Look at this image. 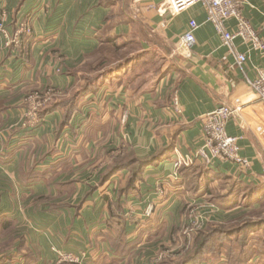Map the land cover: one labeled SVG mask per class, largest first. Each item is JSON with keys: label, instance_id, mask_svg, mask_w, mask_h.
I'll list each match as a JSON object with an SVG mask.
<instances>
[{"label": "crops", "instance_id": "obj_1", "mask_svg": "<svg viewBox=\"0 0 264 264\" xmlns=\"http://www.w3.org/2000/svg\"><path fill=\"white\" fill-rule=\"evenodd\" d=\"M239 1L242 16L264 40V0ZM4 13L10 34L23 23L30 24L31 34L18 46L26 52L23 60L0 33V264H59L65 255L82 264H167L164 256L173 259L161 246L183 224L199 223L201 231L211 224L244 223L264 206V195L249 206L243 197L232 201L234 195L223 206L215 202L232 185L264 191V149L254 128L264 122V104L249 86L264 69V54L238 38L235 47L247 56L238 66L202 4L173 15L165 0H0V20ZM192 20L200 27L188 59L176 49ZM226 25L234 31L237 21ZM108 40L136 47L128 56L142 58L133 74L111 62L106 68L117 72L76 102L62 131L63 109L29 126L24 97L51 87L56 95L51 105L70 99L90 77L84 67ZM152 55L164 72L158 80L150 70ZM175 96L179 115L172 107ZM232 96L245 104L226 130L239 139L249 169L196 161L183 167L197 168L180 172L176 159L205 145L203 119ZM104 148L123 149L117 160H130L107 180L110 166L95 167L96 160L106 161ZM138 160L153 162L136 179L132 168ZM193 170L214 179L197 184ZM197 236L187 237L186 247ZM120 237L130 248L125 253L113 245ZM260 246L254 264H264Z\"/></svg>", "mask_w": 264, "mask_h": 264}, {"label": "built area", "instance_id": "obj_2", "mask_svg": "<svg viewBox=\"0 0 264 264\" xmlns=\"http://www.w3.org/2000/svg\"><path fill=\"white\" fill-rule=\"evenodd\" d=\"M165 3L173 15L180 14L195 5L202 4L207 11L208 21L214 25L217 33L222 38L223 44L228 46L235 55L238 66L242 67L247 61V56L239 53L235 47V40L238 38H241L250 49L264 54V40L252 24L242 16L241 2L239 0H165ZM5 18L6 14L4 13L0 20V33L7 38L9 45L18 47L21 45L22 37L31 34V26L28 23H23L12 35L6 28ZM231 19L237 21V27L234 31H230L226 25L227 21ZM199 27L195 20L189 23L187 30L181 37L180 45L176 52H180L188 59L192 57V49L196 43L195 34ZM249 86L259 102L264 104V69L258 70L257 76L249 81ZM54 94L55 91L49 89L26 99L29 103V108L25 116L29 120L27 121L29 126L36 127L39 125L37 111L45 107ZM244 104L243 98L232 96L230 103L220 104L213 112L207 114L203 119L202 128L204 147L195 155L179 156L174 163L176 169L179 170L183 166L193 165L196 161L205 164L207 167H212L216 161H224L248 170L250 163L240 155L239 139L228 135L226 130L227 122L242 110ZM172 107L176 114H181L182 110L177 96L173 98ZM254 128L261 137L264 149V122L258 121ZM159 194L164 196V191H160ZM152 213L153 208H149L147 211L148 216H151ZM196 227L201 228V224L198 223ZM65 261L80 263V259L71 255L62 256L60 262Z\"/></svg>", "mask_w": 264, "mask_h": 264}, {"label": "trees", "instance_id": "obj_3", "mask_svg": "<svg viewBox=\"0 0 264 264\" xmlns=\"http://www.w3.org/2000/svg\"><path fill=\"white\" fill-rule=\"evenodd\" d=\"M135 48L136 47L134 45L126 43V41L122 43L121 46H118L116 43L114 44V41L108 40V43L103 45L100 50L93 55V60H90L89 63L84 67L85 72L90 74V77L85 79V83L79 89V91L75 93L70 99L61 100L60 102L52 104L51 106L45 108L40 113V117L43 119L45 116L57 110H65L63 115V121L65 123L62 122V124L58 128L59 132L62 131L63 128L66 127V123L69 122L72 115L75 113L76 102L78 103L88 93L96 92L104 80L110 78L114 75L113 73L117 72L116 67L108 69L106 68L111 64V62H119V66L117 68H119L121 72L124 70V72H128L129 69L131 73L130 75L133 74L132 72L134 71V67L136 66L135 62H139V60L142 58V56H139L137 54L128 56L129 53H132L135 50ZM150 57H152V66L150 70L152 71V73H154L155 78H157L158 80L164 75V72L160 71V69L156 68L155 66L156 64L157 66H160V64H158L160 63L159 59L157 60L153 55ZM101 59L103 60V62L101 64L96 65V63ZM129 161L130 160L122 159L110 165L108 170L109 172L106 173L105 176H103V179L107 180L122 168H128L127 166L130 163ZM135 162L136 165L132 168V176L136 174L134 178L139 179L141 176L140 174L142 169L145 166L152 164L153 160L150 162H144L139 160ZM191 168L197 167H182L180 169V172L183 173L184 170H189ZM199 168L204 170V168H202L201 166ZM202 170H193L195 173L193 179L196 181L197 184L201 182L200 180L212 181V179H214L211 174L208 175V172H203ZM188 182H190V184L192 183L191 180ZM231 195H234L232 196V201H235V199H242L243 197V199L247 200L248 204L246 205L249 206L253 202L263 200L264 191L263 188L253 186L240 185L239 187H237L236 185H232L231 191L229 190V192L224 196L217 195L216 201H214L216 203L222 204L223 206L224 203H227L225 200H227V198H229ZM263 207L264 206H262V208L259 210L263 211ZM247 220L244 223L237 224L209 225L205 230H202L198 233V236L195 240V246L190 251L187 257L181 260L176 259L168 261V263H166L200 264L203 258H205L207 255L216 258L215 256L220 255L222 252H224L223 254H226L228 257L229 264H251V259H249V256L259 254L258 249L261 248L260 245L264 244V240L262 242L257 241L256 244H258V246H255V242L252 241V238L254 237L255 233L257 231L260 232L262 228L264 229V219L260 221H251L252 219L248 221ZM113 245L116 246L121 253H125L130 249L129 246L126 245V242L122 237H120L117 241H113ZM242 256L247 257V259H243Z\"/></svg>", "mask_w": 264, "mask_h": 264}, {"label": "rangeland", "instance_id": "obj_4", "mask_svg": "<svg viewBox=\"0 0 264 264\" xmlns=\"http://www.w3.org/2000/svg\"><path fill=\"white\" fill-rule=\"evenodd\" d=\"M4 11V10H3ZM13 47H15L16 48V50L17 49H19V50H17L18 51V53H20V55H21V57H23L24 59L23 60H26L27 59V57H26V52H25V50H24V48L22 49V47H16V46H12V47H9L10 49H12ZM110 57V56H109ZM49 89H52V90H54L53 88H51V87H48V88H46V89H41V90H37V91H33V92H31V93H29V94H27L25 97H24V100H23V102H24V106H25V114L28 112V106H29V103L26 101V99H29L30 97H33L36 93H39V92H42V91H47V90H49ZM55 97H56V95H53L52 97H51V99H50V101H48V103L46 104V106L45 107H43V108H41L40 110H38L37 111V121H38V123L40 122V124L42 123V118L40 117V113L45 109V108H47V107H49L50 105H51V103L54 101V99H55ZM25 121H26V123H27V121H29L28 120V118H26L25 117ZM39 124V125H40ZM104 151H106L105 152V158H106V161L105 160H102V159H100V160H96L95 161V167L96 168H98V171L100 170V167L102 166V167H104V166H106V168H108L111 164H114L115 162H117L118 160L117 159H119V158H121L122 157V155H123V152H125L123 149L121 150V152H119L118 153V150H113V149H111V150H108L107 148H104ZM104 165V166H103ZM96 170H94V172H95ZM165 194V193H164ZM191 207L189 208V210L191 211ZM188 210V211H189ZM263 211H261V210H258V211H251L250 212V214H249V219L248 220H251V221H260V220H262V219H264V216H263V213H264V209H262ZM153 211H154V209H153ZM187 216V215H186ZM247 220V221H248ZM196 222V221H195ZM197 225L195 224L194 225V223H192V224H190L189 222L188 223H185V224H183L182 225V229L180 230V233L177 231V232H175V235L173 236V234H171V236H172V238H170V239H168V241L170 242V243H168V245H167V242H166V244H163V246H161L162 247V249H163V251L164 252H168L169 251V253H171L170 254V257L171 258H169V259H173V260H175L177 257H180L179 258V260H181V259H184L185 257H187L188 256V254L190 253V251L194 248V246H195V244L194 245H191L190 244V246L189 247H186V245H187V243H188V240H187V237H191L192 236V234H194V233H199L200 232V230L199 229H201V228H197L196 227ZM202 231V230H201ZM182 232H184V233H186L185 234V237H183L182 238ZM264 229L262 228V230L260 231V232H256L255 233V235H254V237L252 238V241H254L255 242V246L257 245L258 246V244H256V242L258 241V242H262L263 240H264ZM167 236H168V234H167ZM177 236L178 237H180L181 239H179L178 238V240L176 241V242H174L172 239L173 238H177ZM187 240V241H186ZM186 241V242H185ZM168 249H170V250H168ZM163 251H161L160 252V255L158 256V257H160V256H162L163 254H164V252ZM224 252H222L220 255H217V256H215L216 258H214L213 256H206L205 258H203V260H202V262L200 263V264H203V263H205V262H208L210 259H212V260H214L215 262H216V264H229V261H228V257H227V255L226 254H223ZM66 256V255H65ZM260 256V255H259ZM259 256H257L256 254H254V256H249V259H251V264H254L255 262V260L259 257ZM64 257V256H63ZM72 257H74V256H72ZM163 257V256H162ZM75 258V257H74ZM77 259H80L79 257H76ZM242 258L243 259H247V257H243L242 256ZM165 259V260H164ZM164 261H166L167 263H168V261L166 260V256H164ZM59 262H60V260H59ZM59 264H76V263H72V262H67V261H65V262H60ZM79 264H82V261H81V259H80V263Z\"/></svg>", "mask_w": 264, "mask_h": 264}]
</instances>
